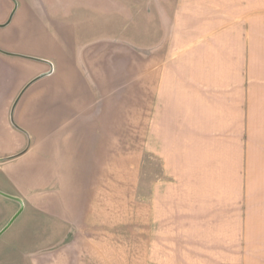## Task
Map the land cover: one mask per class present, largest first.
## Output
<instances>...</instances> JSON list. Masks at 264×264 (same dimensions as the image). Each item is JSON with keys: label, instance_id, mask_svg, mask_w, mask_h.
Returning <instances> with one entry per match:
<instances>
[{"label": "crops", "instance_id": "crops-1", "mask_svg": "<svg viewBox=\"0 0 264 264\" xmlns=\"http://www.w3.org/2000/svg\"><path fill=\"white\" fill-rule=\"evenodd\" d=\"M141 77L155 106L190 116L213 232L264 264V0H0V194L34 217L31 264H123L107 224L85 232L86 172ZM27 243L4 240L0 259Z\"/></svg>", "mask_w": 264, "mask_h": 264}, {"label": "rangeland", "instance_id": "rangeland-1", "mask_svg": "<svg viewBox=\"0 0 264 264\" xmlns=\"http://www.w3.org/2000/svg\"><path fill=\"white\" fill-rule=\"evenodd\" d=\"M156 59L162 62L165 56ZM145 66L141 61V75ZM152 78L158 80V74ZM146 81L141 77L144 85L137 90L129 88L118 117L105 120L107 133L100 138L101 152H92V166L86 173L97 176L98 181L91 184L85 232L93 239L107 224L108 234H117L121 240L118 249L123 264H243V247L236 231L212 230V216L207 213L212 205L208 196L211 168L204 166L203 160L190 159L194 151L189 153V148L195 147L187 128L190 116L179 103L167 104L166 110L155 106ZM20 207L0 194V227ZM27 212L23 209L0 236V244L18 237L27 240L23 253L1 257L0 264H31L37 246L31 231L34 217ZM197 217L203 223H198ZM228 233L233 237L230 242ZM81 258L88 259L86 255Z\"/></svg>", "mask_w": 264, "mask_h": 264}, {"label": "water", "instance_id": "water-1", "mask_svg": "<svg viewBox=\"0 0 264 264\" xmlns=\"http://www.w3.org/2000/svg\"><path fill=\"white\" fill-rule=\"evenodd\" d=\"M14 199H16V200H18V201H20L19 199H17V198H14ZM20 210H21V207H20V209H19V211L11 218V220L6 224V226L0 231V234L8 227V225H10V223L14 220V218L18 215V213L20 212Z\"/></svg>", "mask_w": 264, "mask_h": 264}]
</instances>
